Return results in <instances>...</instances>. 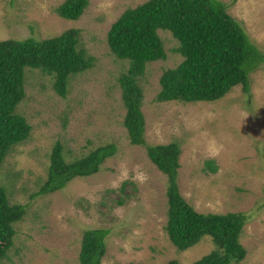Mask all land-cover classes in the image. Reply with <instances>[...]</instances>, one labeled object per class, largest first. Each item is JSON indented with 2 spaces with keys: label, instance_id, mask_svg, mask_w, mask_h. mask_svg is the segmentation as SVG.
<instances>
[{
  "label": "rangeland",
  "instance_id": "obj_1",
  "mask_svg": "<svg viewBox=\"0 0 264 264\" xmlns=\"http://www.w3.org/2000/svg\"><path fill=\"white\" fill-rule=\"evenodd\" d=\"M62 1L0 0V40L43 39L78 28L81 44L95 57L92 68L71 75L65 97L55 92L53 77L39 69L26 72V97L17 111L31 124V133L0 169L9 203L24 205L25 214L0 264H80L83 231L96 227L109 229L101 264H167L172 259L192 264L214 248L211 237L183 251L171 244L164 230L166 176L144 146L130 144L122 123L125 108L117 78L129 61L117 58L106 42L111 23L126 8L147 0H88L77 20L57 15ZM221 1L264 52V0ZM158 33L166 58L148 63L139 79L145 141L180 144L182 196L199 212L245 213L240 242L246 255L236 264H264V64L251 72L249 94L237 85L214 102H157L162 71L183 59L172 34ZM56 140L69 160L109 142L116 143L117 151L95 174L32 196L46 179ZM207 160L213 161L215 172L207 168ZM138 172L147 176L145 182L135 178Z\"/></svg>",
  "mask_w": 264,
  "mask_h": 264
},
{
  "label": "trees",
  "instance_id": "obj_2",
  "mask_svg": "<svg viewBox=\"0 0 264 264\" xmlns=\"http://www.w3.org/2000/svg\"><path fill=\"white\" fill-rule=\"evenodd\" d=\"M87 4L88 0H63L55 12L61 18L77 20ZM228 9L221 0H147L125 9L106 34L110 51L117 58L129 61L117 78L125 108L122 123L129 142L144 146L148 158L166 176L164 230L171 244L183 251L207 235L214 245L192 264L239 263L246 255L240 237L247 217L242 212H199L182 196L178 184L180 144L176 141L146 143L144 95L139 79L148 63L166 58L158 33L163 29L178 41L176 51L183 59L177 66L162 71L155 101L214 102L237 85L249 94L250 74L264 64V52ZM94 64L95 57L81 44L78 28L43 39L0 40V169L15 146L26 141L31 133V124L17 111L26 97V72L39 69L42 75L53 77L55 92L65 97L71 75L82 73ZM63 148V143L56 140L49 154L46 179L32 196L55 192L76 177L95 174L117 151L116 143L109 142L69 160ZM206 166L215 172L212 160H207ZM118 204L123 201L119 199ZM24 214V205L10 204L5 187L0 185V263L14 245L15 225ZM108 234L109 229L104 227L83 231L80 264H101ZM167 264L179 262L172 259Z\"/></svg>",
  "mask_w": 264,
  "mask_h": 264
},
{
  "label": "clouds",
  "instance_id": "obj_3",
  "mask_svg": "<svg viewBox=\"0 0 264 264\" xmlns=\"http://www.w3.org/2000/svg\"><path fill=\"white\" fill-rule=\"evenodd\" d=\"M119 87H120V85H119ZM123 175L125 176V178H127V170L126 169L124 170ZM135 178L141 183H143V182H145L147 180V176L144 173H142V172H138Z\"/></svg>",
  "mask_w": 264,
  "mask_h": 264
}]
</instances>
